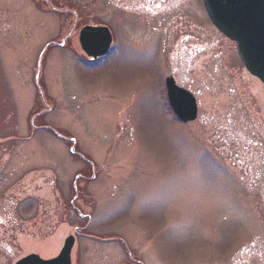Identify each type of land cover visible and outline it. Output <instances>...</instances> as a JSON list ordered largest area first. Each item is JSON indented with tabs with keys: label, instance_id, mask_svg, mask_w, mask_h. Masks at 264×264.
Listing matches in <instances>:
<instances>
[{
	"label": "rangeland",
	"instance_id": "1",
	"mask_svg": "<svg viewBox=\"0 0 264 264\" xmlns=\"http://www.w3.org/2000/svg\"><path fill=\"white\" fill-rule=\"evenodd\" d=\"M205 12L0 0V264L73 234V264H264V86ZM100 25L92 62L78 33ZM169 76L196 121L174 117Z\"/></svg>",
	"mask_w": 264,
	"mask_h": 264
},
{
	"label": "water",
	"instance_id": "2",
	"mask_svg": "<svg viewBox=\"0 0 264 264\" xmlns=\"http://www.w3.org/2000/svg\"><path fill=\"white\" fill-rule=\"evenodd\" d=\"M210 20L229 40L236 43L240 60L247 71L264 84V0H203ZM81 50L92 59L105 56L112 45V34L105 26H85L79 32ZM167 97L175 117L184 124L197 119L198 107L192 93L165 81ZM74 235L68 236L57 257L42 259L31 254L15 264H72Z\"/></svg>",
	"mask_w": 264,
	"mask_h": 264
},
{
	"label": "flooded vegetation",
	"instance_id": "3",
	"mask_svg": "<svg viewBox=\"0 0 264 264\" xmlns=\"http://www.w3.org/2000/svg\"><path fill=\"white\" fill-rule=\"evenodd\" d=\"M92 62H94V61H92Z\"/></svg>",
	"mask_w": 264,
	"mask_h": 264
}]
</instances>
